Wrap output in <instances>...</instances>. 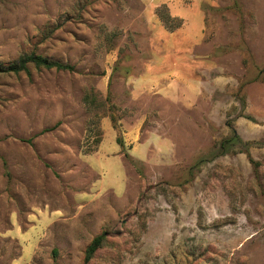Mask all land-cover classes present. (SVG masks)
<instances>
[{"label": "rangeland", "instance_id": "rangeland-1", "mask_svg": "<svg viewBox=\"0 0 264 264\" xmlns=\"http://www.w3.org/2000/svg\"><path fill=\"white\" fill-rule=\"evenodd\" d=\"M31 52L75 69L0 71V264H264V0H0Z\"/></svg>", "mask_w": 264, "mask_h": 264}, {"label": "trees", "instance_id": "trees-1", "mask_svg": "<svg viewBox=\"0 0 264 264\" xmlns=\"http://www.w3.org/2000/svg\"><path fill=\"white\" fill-rule=\"evenodd\" d=\"M158 13L161 20L170 30L177 28L181 24L179 22L178 17L172 16L162 8L158 10ZM31 64L39 69L45 68V69L67 70V71H73L75 69L74 65L68 62H62L59 60H55L43 56L41 54H37L35 52H31L21 55L16 61H13L7 64L6 66L0 65V71L14 72V73H19L21 71L29 72V66ZM84 99L87 104H92L95 101L93 94H88V93L85 95ZM119 143L121 142L119 141ZM104 237H105L104 234L98 235L89 244L86 251V262H88L92 258L94 253L97 251V249L100 248V246L103 243Z\"/></svg>", "mask_w": 264, "mask_h": 264}]
</instances>
